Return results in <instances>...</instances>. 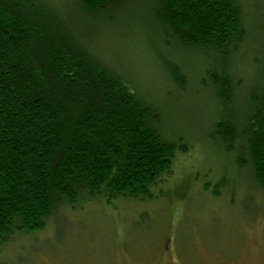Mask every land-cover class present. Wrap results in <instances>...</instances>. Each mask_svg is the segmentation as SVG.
<instances>
[{
    "label": "trees",
    "instance_id": "trees-1",
    "mask_svg": "<svg viewBox=\"0 0 264 264\" xmlns=\"http://www.w3.org/2000/svg\"><path fill=\"white\" fill-rule=\"evenodd\" d=\"M78 1L90 17L125 2ZM149 6L166 49L206 59L201 85L214 93L217 114L210 140L264 196V52L254 59L257 72L247 89L231 68L249 41L251 4L151 0ZM173 57L163 59L162 70L187 96L190 82ZM126 82L47 0H0V244L42 232L58 207L79 199L161 196L176 153L187 146L160 133V112Z\"/></svg>",
    "mask_w": 264,
    "mask_h": 264
},
{
    "label": "rangeland",
    "instance_id": "rangeland-1",
    "mask_svg": "<svg viewBox=\"0 0 264 264\" xmlns=\"http://www.w3.org/2000/svg\"><path fill=\"white\" fill-rule=\"evenodd\" d=\"M246 1L253 9L246 17L249 41L231 64L245 89L264 52V0ZM47 2L93 55L160 112V133L187 152L176 153L160 197L61 205L42 232L1 243L0 264H264V196L210 140L216 99L201 85L208 68L202 53L164 47L151 0H125L93 17L80 12L78 0ZM171 54L190 82L187 96L162 70Z\"/></svg>",
    "mask_w": 264,
    "mask_h": 264
}]
</instances>
